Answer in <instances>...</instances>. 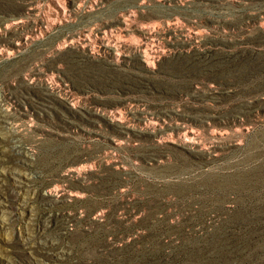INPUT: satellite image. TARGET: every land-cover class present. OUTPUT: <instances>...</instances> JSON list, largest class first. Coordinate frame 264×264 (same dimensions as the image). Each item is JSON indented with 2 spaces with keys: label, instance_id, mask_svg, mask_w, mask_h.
<instances>
[{
  "label": "rangeland",
  "instance_id": "rangeland-1",
  "mask_svg": "<svg viewBox=\"0 0 264 264\" xmlns=\"http://www.w3.org/2000/svg\"><path fill=\"white\" fill-rule=\"evenodd\" d=\"M94 1L36 0L34 8L29 9L26 0H0V27L12 17L21 19L20 24L10 30L15 32L12 39L16 41L8 42L10 53H0V91L12 93L5 101L8 106L28 114L18 120L19 128L28 146L37 153V158L40 156L39 165L48 176L40 178L42 181L38 179L34 188L41 185L40 181L43 184L53 182L52 178L66 171L65 168L81 167L89 163V159L91 161L88 168L79 173L85 179L69 177L82 186L74 185L79 194L70 195L66 191L54 207L32 204V201L23 207L30 213L28 221L31 226L41 223L43 228L51 229L53 243L38 251L37 258L22 241L27 227L13 222L6 210L8 205L0 203V264H264V108L237 122L196 125L197 137L188 143L193 146L214 145V152L207 157L191 153L180 143L183 137L175 135L177 142H169L172 148L168 154L162 160L152 161L146 158L159 151L155 142L147 138L141 147L131 136H116L118 133L112 132L107 116L98 118L100 121L77 120L75 124L73 118H66L62 111L64 107L52 108V112L37 111L15 92L16 87L29 78L31 70L58 48L63 55L68 53L65 52L68 35L90 29V25L99 19L106 21V17L109 20L112 16L123 15L132 26H140L144 20L141 13L177 10L175 16L184 22L192 20L197 23L191 24L198 25L203 36L232 39L248 33L264 34V17L252 19L239 27L201 23L199 20L204 16L235 20L244 11H253L260 5L264 7V0L242 3L233 0H150L146 6L140 0H102L100 6L93 7ZM59 5L67 9L65 14L57 12ZM132 11L136 15L131 18L128 14ZM3 36L4 33L0 39ZM90 36L87 43L94 47L100 38L94 34ZM129 41L123 48L126 54H133L137 49L142 51L143 47L136 41ZM77 42L83 43V40L77 38ZM263 57L254 60L256 73H253L252 81L237 85L235 89L238 86L237 90L246 88L249 94L264 98ZM150 67V72L153 71L157 78V68L152 63ZM42 79L46 81L48 78ZM234 97L235 101L241 99L239 95ZM82 100L79 95L69 97L72 104ZM178 101H174V105L181 110L184 106L188 109L191 104L186 100ZM208 107L219 111L223 103L210 101ZM13 144L12 134L1 125L0 192L4 195L14 189L23 193L27 183L26 177L16 178L9 170H22L20 176L26 172L25 175L31 174L30 168L29 171L18 162ZM99 173H108V177L96 183L94 179ZM41 188L43 192L44 188ZM96 212L99 213L96 215ZM70 218L75 219L72 221L74 225L65 231L63 225L68 219L70 222ZM56 222L60 223L57 229ZM44 223L47 224L44 226Z\"/></svg>",
  "mask_w": 264,
  "mask_h": 264
},
{
  "label": "bare ground",
  "instance_id": "bare-ground-1",
  "mask_svg": "<svg viewBox=\"0 0 264 264\" xmlns=\"http://www.w3.org/2000/svg\"><path fill=\"white\" fill-rule=\"evenodd\" d=\"M26 1L27 8L33 9L36 0ZM140 1L145 6L148 1L150 2V0ZM233 1L237 3L249 2V0ZM261 1L256 0V2ZM102 3V0H95L92 6L98 7ZM56 10L59 13L65 14L67 9L59 5L56 7ZM174 11L153 14L141 13L140 17L144 20L140 26H132L129 24V21L124 19L125 17H122L123 15L121 17L117 15L112 16L113 18L109 20L106 17V21H103L104 19L102 21L97 19L98 22L92 23L94 19L90 22L92 25L89 24L90 29L82 30L83 32H79L80 34H78V31H76L77 34L74 31L75 33L67 36L65 44V47H67L65 48L67 49L65 52L68 51V53L66 52L67 55H65L66 53L63 55L62 50L58 48L47 59L36 66L34 65L35 67L31 68L29 78L27 77L23 84L16 87V95L21 97L27 104H30L32 108L37 109V111L40 109L43 112H52V108L59 110V108L64 107L65 109H62V111H64L66 118L67 116L71 119L73 118L72 121L75 124L77 120L78 122L84 119L99 120L98 118L101 116H107L110 128L113 130L111 131L118 133L116 136H131L139 141L138 145L140 144L141 147V144L143 142L146 144V141L149 139L155 142L154 145L159 147V151L148 154L146 158L152 161L162 160L164 155L168 154V150L172 148L170 143L177 142L175 135L183 137V140H181L178 136L179 140H181L180 143L187 146L186 148L194 155L199 157L211 155L215 149L214 145L201 146L199 144L193 146V144L188 143L190 142L189 140L197 137L195 134L199 130L196 128V125L203 124L205 126V124L210 125L213 122L225 124L226 122H237L246 115L253 114L264 108V98L255 97L256 95H252L251 92L249 94L245 90L246 88L244 89L245 91L243 88L237 90L239 86L235 89L237 85L248 83L254 78L253 73H256L253 65L255 63L254 60L264 56V34L251 35L248 33L232 39L218 36H203L200 33V27L193 25L195 22L193 23L192 20L184 22L183 19L181 20L178 17L177 13V16H175ZM128 15L132 18L136 14L132 11ZM263 17L264 7L260 5L253 11L242 12L235 20L225 17L214 18L204 16L199 22L213 23V25L230 24L233 27H239L252 19ZM20 22L21 19L15 16L3 27H0V36L4 33L3 38L0 39V53H10L8 42H16L12 39L15 32L12 33L10 30L19 25ZM91 34L100 38L98 44L94 47H90L89 43H87ZM77 38H81L83 43L77 42ZM129 40L136 41L139 46L143 47L142 51L137 49V51L139 50L138 52L126 54L123 48ZM247 47L252 48L249 50ZM103 54L106 55L103 56ZM235 60L238 63L234 64ZM144 61L147 64L143 63ZM59 63H62V65ZM150 63H152L153 67L157 68V73L159 74L155 73L157 78L153 74V71L150 72ZM44 77L48 79L42 81ZM210 81H212L211 84L208 83ZM11 95L12 93L5 90L0 91V126L6 127L7 131L12 134L14 142L12 150L18 158V162L20 161L27 169L30 168L31 174L25 175L26 172L24 176H20L19 172L22 170L17 171L16 168L9 170L16 178H27L26 187L22 189L25 191L22 193L21 191L18 192V189H14L11 193L7 192L6 195L0 192V203L8 205L6 210L9 212V218L13 222H18L25 226V228L27 227L22 241L30 249L31 254L33 253L34 257L37 258L40 254L38 251L50 246L49 243L53 238L51 229L43 228L41 223L39 226H31L28 221L30 213L24 211L23 207L28 205L29 201H32V204L35 202L42 206L53 205L54 207V205H57L62 200L61 198L66 194V191L70 195L79 194L78 187H74L78 182L72 179L81 176L79 173L81 170H86L91 161L89 159V163L86 162L81 167L65 168L66 171L63 173H55L57 177L55 175V178L51 177L54 183L51 181L45 184L41 183V179L46 175V172L39 165L38 158L40 156L37 158V153L33 152L28 146V142L20 131L18 124V120L23 119L28 114L24 110L16 111L8 106L5 101ZM75 95L81 96L83 98L82 102L77 104L75 102L73 104L70 103L69 97ZM238 95L241 96V99L237 98L238 101L237 99L235 101L234 96ZM232 99L234 102L230 103ZM176 100H186L187 102H191V104L188 106V109H185L184 106L183 110H181L174 105V101L176 102ZM210 101L223 103V107L219 111H213L208 107V102ZM147 138L148 140H146ZM138 145L136 144L137 148H139ZM130 146L134 147L132 144ZM98 154H96V157ZM42 162L45 163L44 161ZM107 174L96 176L95 179L93 178L94 182L99 183L98 181L106 180ZM69 177L73 178L70 180ZM38 179L41 180V185H36V189V187L34 188V183ZM89 179L92 178L89 176ZM40 186L44 188L43 192L39 189ZM87 186L89 187V185ZM26 193L28 195H25ZM69 206L71 205L69 204ZM71 212L73 213L74 210ZM42 213L44 212L42 211ZM98 213L96 212V215ZM52 215L55 214L52 213ZM68 221L66 220L65 225H63L65 231L74 225L72 221H75V219L70 218V222ZM46 224L44 223V226ZM56 225L55 229L60 226V223L56 222ZM40 264L45 263L42 262Z\"/></svg>",
  "mask_w": 264,
  "mask_h": 264
}]
</instances>
